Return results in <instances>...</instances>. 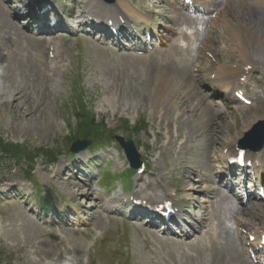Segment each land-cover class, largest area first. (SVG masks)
Segmentation results:
<instances>
[{
    "label": "rangeland",
    "instance_id": "obj_1",
    "mask_svg": "<svg viewBox=\"0 0 264 264\" xmlns=\"http://www.w3.org/2000/svg\"><path fill=\"white\" fill-rule=\"evenodd\" d=\"M75 1L78 3L77 10L81 11L82 0ZM135 1L139 0H133V4H137ZM8 2L10 0H0L5 12L10 11ZM61 2L63 5L67 3L64 0ZM151 2L154 0H144L143 6H150ZM221 8L222 6L219 9ZM163 12L167 15L166 11ZM228 14L229 12L225 13ZM231 17H228L231 20L230 26L237 30ZM8 21L12 24L8 30L7 26L3 25L4 22L0 23V28L3 27L2 31L0 29V73L5 70L8 58L18 56L19 53V56L28 62L32 60L36 70L42 71L47 65L46 61L52 60L48 59L47 49L53 42L57 44L60 66L59 72H52L54 78L51 76V79L48 78L45 82H36L37 80L22 74L15 76V70L9 71L8 73L14 74H9L6 79L0 76V264H212L211 252L206 249L190 252L187 247L175 245L173 242L177 244L179 241L170 240L174 237L162 239L148 226H141L128 219L108 215L105 220L101 213L105 216L106 210L101 209L98 214L96 212L95 219L91 220V217L88 221L87 218L94 213L91 209L87 212L88 215H82L83 223L74 217L80 224L68 227L56 223L52 226L49 224L51 218L45 219L44 214L41 217L34 214L38 200L47 203L50 196L53 199L51 203L70 204V199L74 198V189L61 186V182L71 180L82 185L83 173L80 170L89 176L92 173L93 178L88 179L91 182L88 185L92 188L93 196L100 198L98 206L105 202L113 203L120 198L126 190V182L121 179V173L130 169V166L116 143L117 138L132 142L143 169L137 182L139 186L144 182L141 185L142 190L135 185L131 193L138 192L148 199H157L156 196L165 194L164 188H170L179 193L175 200L185 212L194 206L196 213V200H201L200 212L209 200L201 196H196L190 201L182 198L177 191L178 186L187 181V175H190L192 169L184 173L178 166H174V162L179 159L195 161L200 165V171H209L215 160L210 159L211 161L205 164L206 168H203V162L197 157V151L194 149V142L186 143L182 138L176 137L178 141L172 146L168 145L169 134L171 137L176 136L174 125L180 124L162 122L164 117L159 111L160 108H155L156 104H160L153 87L156 86L155 74H158L159 79L163 70L161 52L154 50L156 54L152 51L149 55H144L145 57L133 56L101 47L83 34L42 39L36 47L21 38L22 35L29 36L16 24L12 14ZM155 23L163 22L158 19ZM214 27L215 30L218 29V24ZM163 28L164 26L160 28L162 33ZM225 33L229 34L226 31ZM16 37L20 40L16 41ZM201 37L208 39L213 35L207 31L206 34H201ZM216 37L218 41L220 36ZM213 47L215 52H210L207 48L208 51L199 53V58L198 51L194 50V63L201 66L199 71L192 67L193 63L189 65L190 71H198L192 82L198 85L197 88L202 94L203 87L199 76L208 77L209 73L217 70V65H236V50L226 54L219 43ZM207 54L210 57H207ZM251 79L256 85L254 92L259 93L260 102H255L252 107L229 108L219 119L214 118L213 111L209 113L212 122L220 124V140L214 149L216 156H220L222 145L225 146L233 136L239 134L240 139L244 140L245 134L258 124L259 119L264 123V79L258 74L253 75ZM205 93L208 94L206 91ZM209 101L214 106L217 105L215 101ZM172 109L169 108V118L175 121L171 115ZM254 117L257 119L245 128V124ZM242 118L246 119L245 123ZM186 128L188 127L179 130L186 135ZM188 134L190 136V133ZM256 136L255 134L254 138ZM87 142L89 144L85 148L72 151L77 143L83 145ZM179 143L184 147L180 153L175 148ZM250 143H254V140ZM262 153L264 155V149ZM58 173L62 175V179L54 177V174ZM104 173L109 174L111 178L107 177L105 181L110 180L99 185L96 179ZM209 177L212 179L213 175H208L207 178ZM147 185L152 190H149ZM80 199L81 197H77L73 201L75 204L83 203L84 209L93 205L91 201ZM234 202L238 207V203ZM257 204L264 208V202ZM249 207L245 206L243 213ZM185 212L181 214L187 220ZM243 213L241 217L234 215L231 219L232 222L243 224L244 222L238 220L241 218L253 224L252 227L241 225L243 228L239 229L242 232L246 230V233H252V228L264 224V216H258V219L256 216L254 220ZM96 220L103 224H97ZM230 228L231 226H228L229 230ZM238 231H235V234H238ZM241 237L245 240L244 236L238 234V242ZM240 253L242 254L241 251Z\"/></svg>",
    "mask_w": 264,
    "mask_h": 264
},
{
    "label": "bare ground",
    "instance_id": "obj_2",
    "mask_svg": "<svg viewBox=\"0 0 264 264\" xmlns=\"http://www.w3.org/2000/svg\"><path fill=\"white\" fill-rule=\"evenodd\" d=\"M129 1L130 0H115L114 4L108 5V4H104V2H102L101 0H87V2H85V4H87L86 9L83 11V13H87L88 15L95 14L96 17L98 18H102L101 17L102 15L109 17L110 15L113 14L116 15L121 13H129L133 18L137 20L142 19L141 21H143V23H148V24H149V19L147 15L151 13H158V15L164 16V18L168 22L174 24L177 27V30H179V32H177V35L181 36L182 39L181 40L172 39L170 43L166 46V48L163 50L164 53H162L163 51H159L161 52L162 55L164 54L163 56L161 55L163 70L160 69L161 72L159 79L157 77L158 74H155V78H154V85L156 84V86L153 88L160 103L159 105L156 104L155 108L156 109L157 107L160 108L159 111L162 113L163 115L162 117H164L163 119L160 118L162 122L164 121H166V123L171 122L170 124L175 122L181 125V126L174 125V128L176 130V133L174 134L176 136L171 137V135L169 134L168 145L172 146L174 143H176V141H178L177 138H182L186 143L188 142L190 143V141L194 142V146H195L194 149H196L197 151V157H199L204 163V164L202 163L204 168L205 164L211 161L210 159H214L215 161L217 160L218 157L214 156L215 155L214 149H215V145L218 143L217 141L220 140L219 138L220 124H216V123L214 124L212 122L211 116H209V113L213 111L214 118L219 119L221 115L225 114L226 112H224V109L222 108H220V110H216L215 106L210 103L211 101H209V96L205 94L203 95L198 90L197 88L198 85L196 84L194 85L192 82V80L197 77L196 74L198 73L199 70L193 73L192 71H190L189 65L192 64L194 58L193 49L197 41L200 40V35L203 32V27L201 28V26L203 25V23L201 22L202 20L187 18L185 14H182L181 12H177V15L174 14V12H172V15L165 16L161 12L155 11L153 9L147 11L148 13L147 15H145L144 13L139 11V8L145 10V7L143 6V2H141L142 0L137 1V4H134L137 5L135 8L133 5H131V2ZM163 3H167V0H162V1L157 0L155 7L159 8L160 5H162ZM262 6H263V11H262ZM226 12H229V14L225 15ZM230 16H232L231 18L235 22L234 24L237 30L234 28V26L232 25L230 26L231 20L228 19V17ZM0 23L1 24L3 23V25L7 26V30L12 27V24L8 21V15L5 12H3L1 5H0ZM159 24H160L159 26L163 25L161 23ZM191 24H193L194 30L192 29V31L189 34L184 33L182 31V27L187 30H191L188 28V26ZM216 24H218V29L215 30L214 26H216ZM153 29L157 31L155 28ZM162 30H164V32L165 31L170 33L174 32V29H171L169 26H165V25ZM207 31L211 32L213 37L204 39L203 41L204 50L208 51L207 50L208 48L210 52H212L213 50L215 52L216 49L213 47V45L219 43V45H221V47L223 48L226 54L232 52L233 49H236L238 51L237 58L234 63L236 64V67L235 65L233 66L217 65L215 77L210 81V85L217 86L226 83L228 78L235 77L236 79L237 77H239V75L243 73V70L246 66L250 67L249 70L250 73L257 72L264 78V0H241V1H230V3L229 1H226V4L222 6L221 9H219L213 22H211V25L210 26L208 24L206 25L204 32L206 33ZM225 31L228 32L229 34L225 33ZM217 35L220 36L221 40L218 39L217 41L215 39L217 38L216 37ZM21 38L26 42L35 44V46L37 42H39L38 40L35 39L32 40L29 37L23 35ZM17 40H20L19 37H16V41ZM50 48H53L52 54L54 58L51 61L50 60L46 61L47 65L45 64L46 66L42 69V71H40L41 69L39 71L36 70V68L33 67L35 65L31 63L32 60L28 62L23 57L19 56L20 55L19 53L18 56L14 55L8 58V60L5 63L6 64L5 70L3 69L4 71L0 73L1 78L6 79L10 75H13L14 73H8V72L9 71L14 72V70L17 71L16 72L17 74H14L15 76L16 75L19 76L20 74H22L23 76L26 75L28 77H31L32 79L37 80L36 82L40 80H42L43 82L48 81V78L51 79V76H53L52 78H54L55 75H53L52 72H59V66H60V62H58L59 52L56 43L50 45ZM200 49L201 47H198L197 51H199ZM154 52L155 54L157 53L156 51H153V53ZM147 55H149V53ZM153 61H155V59ZM239 62H241L242 65H240ZM218 63L219 62H217V64ZM193 64L194 65H192V67L196 69L201 68L199 64L198 65H195V63ZM245 71H247V69H245L244 72ZM48 72L51 74H49ZM229 86L230 84H227V87ZM12 92L14 94V91ZM18 98L20 97L18 96ZM170 107L173 108L172 109L173 112L171 115L174 116L173 118H175V121L174 119L172 120V118H169ZM185 114H187L186 117ZM256 119L257 117H254L253 119L249 120L245 124L246 126L244 125L245 128H247L248 125L254 122ZM241 120L244 121V123L246 122L245 121L246 119L242 118ZM183 127H188L185 129L187 131L186 135H184V133H181L182 131L179 130ZM188 133H190V136ZM240 136L241 135L239 134L233 136L229 142H226L223 148L234 147L237 144L238 140L240 139ZM222 141L223 139L221 140V142ZM176 145L177 146L175 148L178 150V153L182 152V150L184 149L183 145L181 143ZM248 154L252 155L250 153ZM187 161L179 159L178 162L177 161L174 162V166H178L182 171H184V173L186 172V170L188 171L192 169V172H189L190 175H187V181H185L184 183L178 186V191L183 196L182 198L188 199L190 201L191 199H194L196 196L207 197L211 193L212 194L216 193L219 196V200L216 203L210 204V207H208L206 210V214L203 213L202 218L199 222V227L202 228L204 227L207 229L206 233L200 235L198 238H195V240L191 243H185V242H179L177 244L175 242L173 243L181 247H187L190 252H194L198 250L201 251L203 249H206V251L211 252L210 257L212 260V264H252L244 255L242 256V254L240 253L241 248L239 249V245L237 246L239 242L237 236L234 235L235 234L234 232L236 227L243 228L241 227V225L244 227H250V226L252 227L253 224L252 223L250 224V222L248 221L245 222L241 218L238 220L244 222L243 224L237 221L236 222L231 221L234 215H238L241 217L242 216L241 214L243 213L242 209L245 208L242 207L241 204H240L241 207L238 208L239 206L237 207V204H235L234 202L236 201V203H238L239 193L234 195V197H231L224 191L218 190L214 182H210L209 186L202 187L203 183L207 181L206 178L208 176V173L211 172V170L208 171L207 169L206 171L205 170L200 171L201 168L198 163H196L195 161L194 162L192 161L187 162ZM54 177L56 179H62V175L60 173L54 174ZM70 178H72V176H70ZM142 184H144V182ZM141 185L139 186L140 190H142ZM149 185H147V188L149 190H152V188H149L151 185L150 186ZM200 185H201V189H200ZM61 186L74 189L73 191L74 198L81 197L80 199L81 201H86V202L91 201V204L93 205L88 207L87 210L88 212L91 211V209L94 210V213L90 214V219L91 217H92L91 220L95 219L96 212H98V208L100 207L97 205L96 203L97 198L93 196L94 194L92 193V189L89 185L85 183H82V185H78L75 181L72 182L71 180L70 181L66 180L61 182ZM163 191L168 194L173 193V190L170 188L167 189L164 188ZM74 198H71V200L73 201ZM249 201H250V196L248 197L247 204L249 203ZM78 205L80 206L79 208L80 211L84 212L85 207L80 204ZM249 205L251 206L249 208H246V210H244L245 213H243V215L249 216L250 219H254V220L256 216H257L256 219H258V216L259 218L264 216V208H260L259 204H253L250 202ZM107 206L109 205L107 204ZM197 207L200 209V204H197ZM230 221L232 225L230 224ZM96 222L97 224L100 225L103 224L102 222L97 220ZM228 226H231L233 232H231V228L230 230L228 229ZM254 229L255 232L260 229H264V224L262 227L253 228V230ZM167 236L168 235H165V237ZM190 256H192V254H190Z\"/></svg>",
    "mask_w": 264,
    "mask_h": 264
},
{
    "label": "water",
    "instance_id": "obj_3",
    "mask_svg": "<svg viewBox=\"0 0 264 264\" xmlns=\"http://www.w3.org/2000/svg\"><path fill=\"white\" fill-rule=\"evenodd\" d=\"M259 126L261 127L259 129L260 130L259 131L260 133L258 135V137H259V144H262L263 139H264V124L263 125H259ZM254 132H252V133H254ZM117 142L122 147L123 151L125 152L126 158L131 163V165H134V167H137L138 166V155H137V153H136V151H135V149L133 147L132 142L131 141L124 142L121 138H117ZM86 146H87V143L86 144H83V145L77 143L74 146V148L72 149V151H77L80 148H85Z\"/></svg>",
    "mask_w": 264,
    "mask_h": 264
}]
</instances>
